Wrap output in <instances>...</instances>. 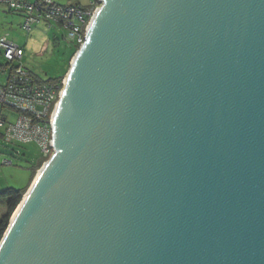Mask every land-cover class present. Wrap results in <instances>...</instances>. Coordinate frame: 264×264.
<instances>
[{
    "label": "water",
    "instance_id": "95a60500",
    "mask_svg": "<svg viewBox=\"0 0 264 264\" xmlns=\"http://www.w3.org/2000/svg\"><path fill=\"white\" fill-rule=\"evenodd\" d=\"M100 1L0 264H264V0Z\"/></svg>",
    "mask_w": 264,
    "mask_h": 264
},
{
    "label": "built area",
    "instance_id": "2783aa9c",
    "mask_svg": "<svg viewBox=\"0 0 264 264\" xmlns=\"http://www.w3.org/2000/svg\"><path fill=\"white\" fill-rule=\"evenodd\" d=\"M10 11L24 16L23 29L31 31L40 22H54L67 31L70 42L83 45L88 28L95 17L100 0L89 7L59 5L52 0H0ZM24 49L7 37H0V56L8 71L4 85H0V104L16 114L15 122L0 116V144L36 143L44 155V165L53 154V117L59 103L65 79L58 83L39 82L24 68ZM3 146V145H0ZM0 165H12L2 160Z\"/></svg>",
    "mask_w": 264,
    "mask_h": 264
},
{
    "label": "rangeland",
    "instance_id": "374dc122",
    "mask_svg": "<svg viewBox=\"0 0 264 264\" xmlns=\"http://www.w3.org/2000/svg\"><path fill=\"white\" fill-rule=\"evenodd\" d=\"M89 3L90 0H66L61 5L81 4L86 7ZM5 19H9L7 21L9 25L4 23ZM21 24L22 18L16 13L9 12L6 7L1 10L0 29L4 27L5 32L3 34H7L10 39L21 45L25 50L22 59L23 66L45 81L65 77L77 53L73 54L76 47L68 40L67 31L56 24L49 29L42 23L28 33V31L21 29ZM5 64V60L0 56V65L4 66ZM5 80L6 73L0 71V84ZM3 112L5 114L11 113L9 110L3 109L0 104V115ZM9 117L11 122L16 121V114L11 113ZM0 145H3L0 146V163L2 160L12 162V165H0V192L9 188L24 190L30 183L35 167L37 166L33 181L44 166L45 161L42 151L38 144L33 142L27 144L1 143ZM5 213L6 210L0 207V217Z\"/></svg>",
    "mask_w": 264,
    "mask_h": 264
},
{
    "label": "trees",
    "instance_id": "16d2710c",
    "mask_svg": "<svg viewBox=\"0 0 264 264\" xmlns=\"http://www.w3.org/2000/svg\"><path fill=\"white\" fill-rule=\"evenodd\" d=\"M95 1V0H93ZM76 47V50L73 54H75L79 50V46L77 44H74ZM25 68V67H24ZM26 69V68H25ZM29 71V70H28ZM30 72V71H29ZM31 75L35 77V79L39 82H49V83H58L61 85L62 80L65 78L64 76L57 80H48L45 81L36 75H34L32 72H30ZM41 163V162H40ZM41 165V164H40ZM35 170H33V178L35 177ZM33 181V179H32ZM31 185V184H30ZM30 185L26 187L24 190H15L12 188L6 189L2 192H0V207H3L6 210V213L0 217V243L10 225V219L17 210L18 206L21 204L23 196L27 193L28 189L30 188Z\"/></svg>",
    "mask_w": 264,
    "mask_h": 264
},
{
    "label": "crops",
    "instance_id": "0c3cea01",
    "mask_svg": "<svg viewBox=\"0 0 264 264\" xmlns=\"http://www.w3.org/2000/svg\"><path fill=\"white\" fill-rule=\"evenodd\" d=\"M31 1H34V0H31ZM54 3H56V4H59V5H61V4H63V2L65 3L66 2V0H52ZM92 2H93V0H90V3L86 6V7H89L91 4H92ZM77 5H81V4H77ZM81 6H83V5H81ZM6 6H4L2 3H0V12H1V10H3L4 8H5ZM84 7V6H83ZM6 9H8L7 7H6ZM8 11L9 12H11V13H15V12H12V11H10L9 9H8ZM16 15H18V16H20L21 18H22V24L20 25L21 26V29L22 30H24L23 29V22H24V16L22 15V14H18V13H16ZM9 19H5V21H4V23H7V25H9V23L7 22ZM42 23H44L49 29L53 26V25H58V26H60L59 24H57V23H54V22H51V23H48V22H44V21H42V22H40L39 24H37V25H35V26H33V28H32V30L34 29V28H36L37 26H39V25H41ZM6 25V26H7ZM9 27V26H8ZM61 27V26H60ZM62 28V27H61ZM31 30V31H32ZM26 31V30H25ZM31 31H28V33L29 32H31ZM5 32V29H4V27L3 28H1L0 29V37H3V36H5V37H7L9 40H11L12 42H14V43H16L14 40H12V39H10L8 36H7V34L5 35V34H3ZM17 45H19L18 43H16ZM20 47H22L21 45H19ZM23 48V47H22ZM25 51V50H24ZM25 55V54H24ZM0 71L1 72H5L6 73V80H5V82H3V83H1L0 85H4L5 83H6V81H7V78H8V71L7 70H5L4 68H3V66L2 65H0ZM11 115V113H9V114H5L4 112L0 115V116H5V117H9ZM9 119H10V117H9ZM37 168V166L35 167V169ZM34 169V170H35ZM32 179H33V175H32V178H31V180H30V183H29V185L32 183ZM28 185V186H29ZM27 186V187H28Z\"/></svg>",
    "mask_w": 264,
    "mask_h": 264
},
{
    "label": "bare ground",
    "instance_id": "6f19581e",
    "mask_svg": "<svg viewBox=\"0 0 264 264\" xmlns=\"http://www.w3.org/2000/svg\"><path fill=\"white\" fill-rule=\"evenodd\" d=\"M47 161H48V160H47ZM47 161H46V162H47ZM41 171H42V168H41V170L38 172V174H40ZM19 209H20V207L18 206V209H17V211H15L14 216H13V218H12L13 220H14L15 216L17 215ZM12 219H11V220H12Z\"/></svg>",
    "mask_w": 264,
    "mask_h": 264
}]
</instances>
